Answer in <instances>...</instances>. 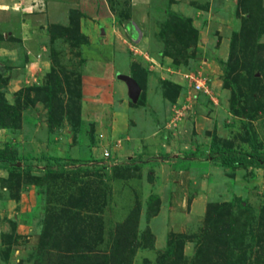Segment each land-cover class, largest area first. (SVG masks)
I'll use <instances>...</instances> for the list:
<instances>
[{
  "label": "rangeland",
  "instance_id": "obj_1",
  "mask_svg": "<svg viewBox=\"0 0 264 264\" xmlns=\"http://www.w3.org/2000/svg\"><path fill=\"white\" fill-rule=\"evenodd\" d=\"M0 1V264L111 254L120 223L132 264H264V0Z\"/></svg>",
  "mask_w": 264,
  "mask_h": 264
},
{
  "label": "trees",
  "instance_id": "obj_2",
  "mask_svg": "<svg viewBox=\"0 0 264 264\" xmlns=\"http://www.w3.org/2000/svg\"><path fill=\"white\" fill-rule=\"evenodd\" d=\"M132 29L133 28H130V30H132ZM192 29L194 31H196L195 28H192ZM133 34H135V33H133ZM237 35L238 34L235 33V37ZM232 56L233 55L231 54L228 61L219 60V64L224 71V83L228 88L232 89L233 94H234V99L232 101V105H233L235 110L241 112L239 101H237L239 98L238 95H240L239 91L241 89L240 88L241 85L237 82V79L235 77H231V74L233 72ZM140 77L141 76L134 74L132 78L136 81L137 84L139 83L141 85ZM2 106H3V104H2ZM9 109L11 110V108H9ZM50 115H51L50 119H52V114H50ZM4 124L5 123H3V125ZM220 153H221V157H222V162L225 164H228V165L242 164L244 162L250 163L251 165L258 163V160L255 159V157L251 158L247 152H240V151H237L235 149H228V151H226V149H221ZM145 154L148 155L147 159L150 160L151 154L143 153V156ZM11 157H13V156H11ZM2 158L3 157H1L0 159H2ZM10 159L13 162H16L15 161L16 159H13V158H10ZM151 161H153V162L148 163L149 165L154 163L155 160H151ZM180 162L181 161H179L177 164H179ZM156 199L158 201V199H159L158 195L156 196ZM228 206L230 207L229 203H223V204H218L215 206L211 205L209 207L207 217L205 220V231L204 232H208V230L210 228H213V226L215 225V223L217 222L218 219L223 220V218L225 216L228 217L229 213H227V211H229V209H230ZM128 218H130V216ZM127 220H129V219H127ZM136 238H137V236H136L135 230L133 228H131V226H130V228H128L125 225H123V223H120L119 225H117V232H116V236H115V239H114L112 247H111V254L101 253L100 251H98L96 253L94 252V253L90 254L87 258L83 259L82 257L78 256L76 253H74L72 251H70L71 254H68V250H67L65 252V255L63 254L65 256V259L63 258L62 262L60 261V263L61 264H69L71 262L72 264H132V258H133V255H134V252H135L136 246H137ZM202 238H205V235H203ZM46 242H48V240ZM46 242H43L41 244L42 246H40L41 247L40 248L41 253H39L40 255H39V260H38L37 264H47V263L43 262V258L47 255V248L50 246V245L48 246V243H46ZM44 243H46V244L44 245ZM81 258L83 261L80 260ZM89 259L91 260L90 262H89Z\"/></svg>",
  "mask_w": 264,
  "mask_h": 264
},
{
  "label": "crops",
  "instance_id": "obj_3",
  "mask_svg": "<svg viewBox=\"0 0 264 264\" xmlns=\"http://www.w3.org/2000/svg\"><path fill=\"white\" fill-rule=\"evenodd\" d=\"M53 2H52V4H49V6H51V11H53V13L55 14V15H57V16H59L60 14H59V11L60 12H62V11H65L66 9H64L65 7L64 6H66L67 7V4L65 5V3H61L60 4V2L59 1H55V0H52ZM1 2H4V1H0V3ZM38 2H39V0H38ZM59 2V3H58ZM72 2V1H71ZM10 3V2H9ZM27 4V3H26ZM26 4H25V6H26ZM36 4V5H35ZM31 5H32V7L34 8V7H38L39 6V3L37 4L36 2H34V3H31ZM30 5V6H31ZM35 5V6H34ZM27 7V6H26ZM0 9L1 10H4V7H0ZM64 9V10H63ZM41 11V10H40ZM43 11V10H42ZM26 12V11H25ZM20 14V13H19ZM135 36H136V34H134ZM37 48H40V47H37ZM113 75V74H112ZM126 76H129V75H123L122 76V78L124 79H126ZM129 77H131V76H129ZM129 79V78H128Z\"/></svg>",
  "mask_w": 264,
  "mask_h": 264
},
{
  "label": "water",
  "instance_id": "obj_4",
  "mask_svg": "<svg viewBox=\"0 0 264 264\" xmlns=\"http://www.w3.org/2000/svg\"><path fill=\"white\" fill-rule=\"evenodd\" d=\"M129 81H130V86H131V92L137 96L139 93V85L136 83V81L132 77H129Z\"/></svg>",
  "mask_w": 264,
  "mask_h": 264
},
{
  "label": "built area",
  "instance_id": "obj_5",
  "mask_svg": "<svg viewBox=\"0 0 264 264\" xmlns=\"http://www.w3.org/2000/svg\"><path fill=\"white\" fill-rule=\"evenodd\" d=\"M203 77H204V76H202V75L200 74V79H199V80L196 79V80L194 81V83H193L194 87H196L198 90L203 89L204 84H203V82H202V80H201V79H203ZM205 92H206V91H205ZM108 155H109V153H108V151H106V152H105V157L108 158V157H109Z\"/></svg>",
  "mask_w": 264,
  "mask_h": 264
}]
</instances>
